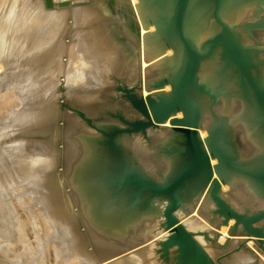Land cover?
Listing matches in <instances>:
<instances>
[{
  "label": "rangeland",
  "instance_id": "1",
  "mask_svg": "<svg viewBox=\"0 0 264 264\" xmlns=\"http://www.w3.org/2000/svg\"><path fill=\"white\" fill-rule=\"evenodd\" d=\"M91 2L92 3L87 6L93 7V12L92 10L91 12L93 14L95 12L94 16H96V18L93 15L92 17L90 15L92 13L88 11L86 17H80L81 15L79 16L78 13H76L75 15H69V13H67L66 15L64 14L65 17L62 19L61 17H63V13H61L62 16L61 14H59L56 19L52 18L48 20V11H50L54 7L46 8L44 6L43 0H0V100L2 101L6 98L5 100H3L4 103H2L3 101L0 102V192L2 196H5L2 197L0 195L2 198H5L2 199L0 197V214L2 216L4 215L3 217L0 215V218L2 219L0 220V227L6 229V234H4L5 232L0 228V235L1 237H4L0 239V244H6L5 237L9 236V233L7 232L11 231L9 226H12L13 224H20L24 227V234L26 239L25 246L21 245L23 244V241L21 242L20 240H18L19 238H14L13 246L6 245L8 249V258H11L12 260L15 258L18 261L17 264H41V262H43V264H67L69 262L70 264H90L96 261H90V258H92L89 257L90 254H101L100 251L106 252L104 254H107V256H109L107 257L102 255V258L107 257V259L105 258V260H103L104 262L110 261V259L113 258L112 254L122 248L120 247L116 249V251H112L113 253L109 252V248L105 247H111V245H113V242H117L116 245H119V238L116 237V240L111 236V234H108L106 231H99V228L94 222V218L92 219V217H89V219H86L87 217L85 216L82 209V199L84 197L80 194V192H78L80 187H75V185L72 184V181H75L76 177L75 176L73 179L72 174L76 173L77 176L79 175V172L80 176L82 174V170L77 164L80 159V155L75 152L76 145L73 136H76L77 134H81L80 137L85 134L90 135L92 141H95L96 143L95 152L98 153L100 145L103 146L107 151L113 152L116 147L111 148L107 145L110 138L109 133L113 131V129L116 128L117 125H124V123L121 122L118 114L122 113L129 120H133L134 118L139 117V114L135 112V110H133L127 99L124 98L121 94L119 86H123L124 84H126V86H130L138 80L143 83L147 80V77L144 73H141L140 76L138 72L135 79L128 78V76H124L121 74L120 76H117L116 74V61H123L124 66H126L127 64H131L135 61V58L137 56V48H139V44L137 47V41L135 40L137 28L135 27L133 19L127 17L125 13L119 12V9H122L123 6V9H125V5L122 0H91ZM262 4V6L264 7V2ZM70 5L81 7V5L70 3L68 6L59 8L69 9ZM39 6H41L40 10ZM84 7L86 6L84 5ZM257 10L261 12V15L259 14L252 19H247V21L245 22V27L247 26L246 30L249 31L251 43L254 42V45L248 43V45H250L249 47H251L254 51L252 54V59L255 64L254 72L262 81H264V71L262 70L264 68V40H260V34L256 32V30L258 31L259 28H264V9L259 5L257 6ZM226 13L228 12H225V16ZM201 14L199 13L198 23L202 19L204 20V22L207 20L205 16ZM80 18H82L84 21ZM86 18L87 20H85ZM88 18L90 20H88ZM208 19L214 22L211 18ZM77 20H81L80 22L78 21L79 24L77 23ZM95 22L98 23L99 26H102L101 35L98 34L99 39H97V37H93L94 35L92 36V34L89 35L90 33L86 35V32L88 33L89 31V27H93V24ZM53 23H58L57 25L60 26V32L62 34L61 36L56 35L55 37H53L54 34L52 36V33L45 32L46 27H49V24L51 25ZM140 24L142 27V34L149 29H154L153 25L146 29L143 28L142 23ZM214 24V28H212V30L210 31L208 30V32H206V30H202V27L198 29L199 31L196 30L197 33L202 30L203 32H201H206V34L204 33L203 35H201L202 33L200 32L198 35L195 32L193 34L194 40L196 42H200L204 38V36L208 35V33L217 28L215 22ZM83 32L85 35V37L83 38L84 41H82L81 37L79 38L80 35H83ZM235 32L236 36L239 38V31L236 29ZM71 34L73 35V39H75L77 42L73 44H67L66 40L68 41ZM61 38H63L62 41H64L62 42L63 46L60 43ZM89 43L93 45L91 46L89 45ZM83 44H85L84 47ZM39 46H42V49L38 51L37 48ZM61 46L64 48H62ZM81 47L83 48L81 49ZM101 48L104 49L102 50ZM116 52L118 54H116ZM217 53H219V51H217L216 54ZM117 55L119 56L120 60H118ZM82 56H85L87 58H83ZM141 57L143 59V56ZM91 59L96 62V64H98V70H103L100 65L102 67L106 66L102 72L104 73V75L106 74L110 76V80L112 79L111 83L109 84L110 90L105 91L108 97V102L107 104L103 103L104 107H101L98 110L94 111L91 109L87 110L86 107H84V103L87 102L82 101L89 100L90 98H71V96L68 97L67 95L66 100H64L63 98H61L60 92H55L56 96L54 95L53 97H49L53 95V90L50 91L49 86L59 82L58 79H61V77L63 76L62 74H66L67 70H70L72 68L82 67L87 70L85 66L86 64L84 63L86 62V60L92 61ZM219 59L220 57L217 56L216 58L210 59L207 63H205V65H203L201 67V70L199 71V77L200 79L206 80L207 82L213 83L214 85H218L219 83L222 84L220 82L222 81L229 87L227 77L224 80H220V66L222 62H220ZM108 65H111L109 69L107 68L109 67ZM90 67L93 70L92 73L95 74V71L97 69H94L93 66ZM260 67H262V69H260ZM161 69L158 70L154 74V76H152L153 79H155V77L161 73ZM102 72L101 75L103 74ZM42 76H47V80H41ZM36 80L41 84L38 89L42 91V93H37L36 85L38 83ZM62 84L68 85L67 82ZM235 86L237 87V91L239 94L238 96L243 101L242 106L248 117L247 120H249L254 126V129H251L252 133L256 132L255 134H257L258 137H264V133H262V130L258 127L257 122L253 121V115H251L248 111L246 100L239 91L240 87L238 85ZM34 87H36V89L34 91V94H32L31 90ZM89 88L91 89L94 87L92 86ZM169 89V85H166L165 90ZM147 93V90L144 89L143 94ZM224 95L225 94L221 96L219 103L213 106V109H210L209 106H203V119L206 125H210V120L212 117L211 114L209 115V113L211 112L208 110V108L212 112L219 114L220 112L216 110V107L218 105L222 106L225 103H223V101L227 100L226 98L228 97ZM205 101L210 104V99L205 98ZM206 108L209 112L206 111ZM221 114L224 115V113ZM225 116L227 119H229L226 113ZM228 121L230 124V120ZM166 124H168V122ZM203 130V136H205L206 130L201 129V131ZM154 132L155 131L150 133V137L148 140L145 139L142 134H134L131 136L121 134L118 135L117 142L122 143L123 141L124 146L126 147L129 155L125 158L127 164H132V162H134L143 172H146L158 179L160 176L159 172H168L164 168L157 166L158 164H156L157 162H155V160H157L158 154L159 156L164 155L159 153V147L161 146L163 150V148L171 145L169 144V142L173 143V135L169 133L168 136L164 135L163 138H161L160 136L152 137V134ZM234 133L235 135L237 134L238 144L242 150V154H247L248 151H246L247 149L244 147L243 141L245 136L244 133L238 130H235ZM47 143L48 145L50 144L51 147L55 150L57 161L49 166L44 167L43 164H40L35 167L34 165H30L31 167H26L24 170H21L20 168L25 167V164L23 165L22 163L27 162L25 157L23 156V153L31 156V153L35 154L36 151L41 150V148L45 149ZM135 143H137V145L142 144V147L138 146L139 148L137 147L136 149ZM258 145H255V147L257 146V149L255 147L252 148L255 152L262 148L264 142L260 144V149H258L260 147ZM16 147L18 148V150H20L18 153H15V151H18ZM253 150H249V152L253 153ZM163 151L165 152V150ZM150 153H153L152 158L148 157V154ZM170 153L171 152H167L166 155L168 156L161 157H163L164 160H170ZM17 154L18 156L20 155L19 157L21 159L16 156ZM96 163L97 161H95L92 166L93 170L98 167L99 162L97 164ZM13 164H16V167ZM114 164L116 165V162ZM171 165L168 167V169L171 167ZM113 169H111V171H113ZM38 171H41L42 174L39 173L38 175ZM76 181H78V179ZM89 184L90 181L88 176V186L90 188ZM78 185H80L79 182ZM94 189V187L93 189L90 188V191ZM228 189L229 187L224 184L222 190L226 191ZM18 197L22 199L20 200ZM231 198L234 203L240 201V198H238L237 196L235 198L231 195ZM17 202L20 204H18ZM35 202L38 203L36 204ZM202 202H205L207 206L212 208L211 204H209V202L206 201L205 198L202 199L200 203L196 205L192 210L193 212L190 213L191 216L195 215V220L199 221V223L203 225V230H207L208 234L216 240L215 243L217 244H215L214 247L212 245V241H210L211 239H208V241L203 235H198L200 241H202L208 251L214 257L225 254L221 259L223 264H240L239 262L229 261V256L232 257L238 252L249 253L248 261L245 264H264L260 259L262 258V256H264V254L259 250H256L257 242L254 239H252V245L246 244L245 247L243 246L240 248H237L240 242L236 240L237 237H233L230 242L226 246H224V248L218 246V241L220 238L219 233H216L218 235L215 234V231H213V227L207 222L204 216L202 217V214L199 212L201 210L200 208L203 207L201 206ZM240 202L244 201L241 199ZM252 202H254L255 204H251L254 207H257L259 205L258 203H256L257 201ZM5 204L6 206H8L6 207ZM155 206L157 210L159 209V212L157 211L159 215H157V213L153 211V208L149 209L152 213L151 216H154L156 219V226H158L162 218L161 208L163 204L156 203ZM183 206H187L185 202ZM9 207L10 209H8ZM97 207H99L100 209V205ZM1 210L4 213H2ZM5 210H7V212L9 211V215ZM13 213H15V216H13ZM17 213H20L19 217H16ZM5 215L8 216L5 217ZM9 216L11 219L8 218ZM32 219L36 224H38L37 226L40 229L39 233L37 234L34 231L36 224L32 223ZM87 225L89 226V230ZM205 225L208 226L205 227ZM188 226L192 228L189 222ZM106 228L109 229L110 227ZM2 232H4L3 236ZM107 234L110 235V237ZM102 238L104 241L100 244ZM47 239L50 240L48 241ZM105 239L109 241L106 242ZM234 240L236 241V243ZM58 241L60 242V244L58 243ZM61 242L64 246L61 244ZM255 242L256 245L254 244ZM48 244L55 246L57 245V247L60 248V252H58L57 250L55 252V250L52 249L53 246L49 247ZM103 244H105L106 246L104 245V247H100ZM58 245H62L63 247H59ZM85 245L88 247H86ZM77 246H79V248H77ZM158 246L159 245L155 243L154 256L151 261L155 264H173V260L166 262L163 259L159 258L158 253L155 252ZM217 248H219L220 250ZM97 249L99 250V252ZM70 251H72V253ZM94 251L95 253H93ZM54 253H57L58 256ZM67 254L69 255V257H67ZM71 254L73 255L71 256ZM127 254L129 253L120 252L114 254L113 256L122 257ZM79 256L81 257V259H79ZM54 259H56V261ZM153 259L155 262L153 261ZM137 263L140 264L141 262L137 261Z\"/></svg>",
  "mask_w": 264,
  "mask_h": 264
},
{
  "label": "water",
  "instance_id": "2",
  "mask_svg": "<svg viewBox=\"0 0 264 264\" xmlns=\"http://www.w3.org/2000/svg\"><path fill=\"white\" fill-rule=\"evenodd\" d=\"M202 1H209V5L199 12L206 19L211 18L217 28L196 42L193 34L200 27L203 28L204 23L203 19L198 23V8ZM232 1L147 0L146 5L154 9L145 16L142 14L138 20L130 1L122 0L137 28V47L140 23L146 29L154 26L146 37L160 35L163 39L159 49L150 55L151 59L163 55L156 60V66L160 65L162 71L154 81L141 83L138 80L130 86H119L121 94L139 117L129 120L122 113L118 114L124 125H117L109 133L107 144L111 148L116 147V170L106 176L103 183L112 193L125 195V202L130 209L152 206L155 210L156 203H162L163 206L158 227L117 253H129L149 241H155L159 245L156 249L159 258L166 262L223 264L221 259L225 254L214 257L197 237L204 235L209 238L208 231H194L183 220L200 203L202 196L213 204L210 210L212 215L202 216L213 227L215 234L220 233L223 225L228 226L230 239L242 237L237 248L245 247L248 240L254 239L257 241V250L264 253V148L242 154L237 134L233 133L224 115L213 113L210 125H206L203 119L205 98L210 99V109H213L228 90L222 81V84L214 85L199 77L201 67L219 56L222 62L220 80L229 77L228 71L233 72L240 93L253 108V120L264 132V81L254 72L253 49L240 43L235 29L227 21L225 12ZM43 2L46 8L73 3H54L53 0ZM141 2L144 3L143 0ZM74 3L88 5L91 0ZM168 49L172 50L169 56L165 55ZM217 51L219 53L216 54ZM167 84L170 85L169 90L164 89ZM144 89L148 92L145 95ZM179 111L180 116L177 115ZM167 122L169 124L165 125ZM204 128L207 135L201 138L199 131ZM158 129L168 130L174 136L175 142L163 150L178 155L180 161L172 173H160L157 179L143 172L134 162L127 164L125 158L129 156L128 152L122 143L117 142V138L121 134H142L148 140L151 131ZM161 150L160 153L163 152ZM214 158L216 162L212 163ZM236 178L243 179L249 188V196L261 202L257 207L247 202L234 203L230 191L234 188ZM194 184H198V190L191 206H183ZM224 184L229 187L226 191L222 190ZM231 219L234 222L229 224ZM215 241L212 238L214 247Z\"/></svg>",
  "mask_w": 264,
  "mask_h": 264
},
{
  "label": "bare ground",
  "instance_id": "3",
  "mask_svg": "<svg viewBox=\"0 0 264 264\" xmlns=\"http://www.w3.org/2000/svg\"><path fill=\"white\" fill-rule=\"evenodd\" d=\"M80 1H83V0H80ZM130 1V4L131 6L135 9L136 11V15H138V20L140 19L141 15L143 14V16H145L146 14L150 13V11L152 9H154L153 7H149V5L147 4L146 5V2L147 0H143V2H139V0H129ZM232 1L228 4L229 8H228V13H226V17L228 19V22L230 23V25L234 28L235 27V30L237 29L239 31V41L242 45H244L245 47H249L250 45L249 44H253L254 45V42L251 43L250 41V36H249V31L246 30L247 26L245 27V22L247 21V19H252L254 18L256 15H259L261 12L259 10H257V6H261V8L264 9V7L262 6L264 0H260V3L258 4L259 0H238V1ZM79 2V1H78ZM74 3V2H73ZM92 3V2H91ZM207 4L209 5V1H202L201 5L199 6L198 8V12L200 9H202L203 7H206ZM257 4V5H256ZM89 5V4H88ZM86 7H84V5L81 7L79 6H75V5H70L69 9H63V8H59V7H55L52 8L50 11H48V20L52 19V18H55L63 13V17H61L62 19L65 17L64 14L66 15L67 13L70 14H76L78 13V15L80 17L84 16L86 17L88 11L90 13L93 12V7L92 6H87L85 5ZM92 7V8H91ZM51 8V7H50ZM41 9V6H39V10ZM92 10V12H91ZM261 10V9H260ZM127 11V9L125 10ZM201 14V12H199ZM95 14V12H94ZM94 14H90L91 16ZM71 15V16H72ZM261 15V14H260ZM62 16V14H61ZM77 16V15H76ZM90 16V17H91ZM92 16V17H93ZM130 16V15H129ZM75 17V16H74ZM74 17H73V20H74ZM96 18V16H94ZM60 19V17H59ZM82 19V18H80ZM92 19V18H91ZM94 19V18H93ZM72 20V19H71ZM83 20V19H82ZM87 20V18L85 19ZM88 20H90L88 18ZM78 21L80 22L81 20H77V23ZM84 21V20H83ZM61 22V20H60ZM94 22V21H93ZM74 23V22H73ZM58 23H53V24H49V27H46V33H52V36L54 34L53 37H55L56 35H62L60 30V26L57 25ZM75 24V23H74ZM79 24V23H78ZM82 25V24H81ZM87 25V24H86ZM214 22H212L211 20L207 19L204 23H203V28L202 30H206V32H208V30H212V28H214ZM59 26V27H58ZM90 26V25H89ZM102 26H99L98 23H94L93 24V27H89V31L88 33L86 32V35L89 34L93 37H97L99 35H101V28ZM79 28V27H78ZM77 28V29H78ZM143 28H145V26L143 25ZM81 29V28H80ZM84 29V28H83ZM128 29V28H127ZM45 30V29H43ZM86 30V29H85ZM200 30V32L202 31ZM39 31V30H38ZM79 31V30H78ZM77 31V32H78ZM148 31H151L150 29L147 30L146 32H144L143 34L141 33L142 32V27H141V24H140V33H139V48H137V56L135 58V61L132 62L131 64H127L126 66H124V62L123 61H116V74L117 76L120 74L121 75H124V76H128V78H131V79H135L137 76V72L138 74L141 76V73H144L147 77V80L146 81H154L156 80L160 74H158L155 79H153L152 76H154V74L160 70V65H157L156 66V63L159 58H161L163 55L159 56V57H156L154 59H151L150 58V55L155 53L159 47L163 44V39L161 38L160 35H156V36H148L146 37L147 35V32ZM199 31V30H198ZM76 32V31H75ZM199 32V33H200ZM203 32V31H202ZM201 32V33H202ZM206 32H204L206 34ZM256 32H258V34H260V40H264V28L263 29H258V31L256 30ZM204 33H202L201 35H203ZM83 35H80L79 38L81 37L82 41L83 38L85 37L84 35V32L82 33ZM99 34V35H98ZM92 37V38H93ZM91 38V36H90ZM88 39V38H87ZM63 38H61V45L63 44L62 41ZM89 40V39H88ZM94 40V39H93ZM252 40V39H251ZM259 40V39H258ZM102 41V40H101ZM67 44H73V43H76L77 41L75 39H73V35L71 34L69 36V39L68 41L66 40ZM79 42V40H78ZM86 43V42H85ZM94 43V42H93ZM263 44V43H262ZM85 44H83V47H84ZM89 45H91V43H89ZM93 45V44H92ZM91 45V46H92ZM63 46V45H62ZM61 46V47H62ZM66 46V45H64ZM81 47V49L83 48ZM87 47V46H86ZM64 48V47H62ZM80 48V47H79ZM251 48V47H250ZM40 49H42V46H39L37 48V50L39 51ZM91 49V48H90ZM94 49V48H93ZM102 49V48H101ZM104 49V48H103ZM102 49V50H103ZM86 50V49H85ZM74 51V50H73ZM97 51V50H96ZM85 52V51H84ZM96 53V52H95ZM172 53V50L171 49H168L166 50V53L165 55H170ZM84 54V53H83ZM87 54V53H86ZM97 54V53H96ZM95 54V55H96ZM101 54V53H100ZM110 54V53H109ZM108 54V55H109ZM116 54H118L116 52ZM18 55V54H17ZM16 55V56H17ZM111 55V54H110ZM98 56V55H97ZM118 56V55H117ZM140 56V57H139ZM143 56V59L142 57ZM18 57V56H17ZM15 57V58H17ZM83 57V56H82ZM85 57V56H84ZM83 57V58H84ZM261 57V56H259ZM87 58V57H85ZM91 58V57H90ZM93 58V57H92ZM118 60L119 59V56L117 57ZM116 58V60H117ZM92 60V59H91ZM145 62V63H144ZM214 62V61H213ZM219 62V61H218ZM217 62V63H218ZM86 64V69L85 70L84 68L80 67V68H72L70 70H67L66 74H62L63 76L61 77V79L59 78L57 83H54L52 85L49 86V89L50 91L53 90L52 92V96H49V97H53L54 95L56 96L55 92H60L61 93V98H63L64 100H66V96L68 95L74 98H79V99H89V100H83L82 102H87V103H84V107H86L87 110L91 109V110H98L99 108L101 107H104L103 106V103L107 104V95L105 93V91L107 90H110V86L109 84L111 83L112 79L110 80V76L108 75H104V73L102 72L104 70V68L106 67H102L100 65L102 69L98 70L99 69V66L98 64H96V62H94L93 60L92 61H89V60H86V62L84 63ZM105 64V63H104ZM71 65V64H70ZM139 67H138V66ZM260 65V64H259ZM90 66H93L94 69H97L95 71V74L92 73V69ZM109 67H107L108 69L110 68L111 65H108ZM210 67V66H209ZM62 69V68H61ZM260 69H262V67H260ZM140 70V71H138ZM232 70V69H231ZM264 71V68L262 69ZM261 70V71H262ZM64 71V69H63ZM109 71V70H107ZM111 71V70H110ZM101 72L103 73L101 75ZM58 73V72H57ZM107 73V72H106ZM123 73V74H122ZM228 75L229 77L227 78V82H228V85L229 87L227 88L228 90L226 91L225 95L224 96H227L228 98H226L227 100H224L223 101V105L220 106L218 105L216 107V110L219 111L221 113H224V116H225V113L227 114V117L229 118L228 120H230V124L229 126H231L232 128V131L234 133L235 130H238V131H241L242 133H244V147L247 149L246 151H248V153L250 154L249 150L252 151L253 147H255V145L259 144L258 146H260L261 143L264 142V137L261 136V137H258L257 134H255L256 132H253L252 133V130L254 129V126L253 124L247 120V115L244 111V108H243V101L242 99H240V97L238 96V91H237V87L235 86L236 83H235V75L233 74L232 71H228ZM104 75V76H103ZM110 75V74H109ZM103 76V77H102ZM106 76V77H105ZM40 78V77H39ZM41 80H47V76L41 78ZM37 81V80H36ZM39 81V79H38ZM37 81V83H38ZM145 81V82H146ZM68 85H65V84H62V83H66ZM235 84V85H234ZM100 85V86H99ZM169 85V84H167ZM41 86L40 83H38L36 85L37 87V93H42V91H40L38 89V87ZM94 87V88H89V87ZM36 87L32 88V94H34V91L36 89ZM98 87V88H97ZM166 87V86H165ZM170 87V85H169ZM165 89V88H164ZM57 90V91H56ZM146 90V89H145ZM5 92V90H4ZM229 92V93H228ZM3 94V93H2ZM58 94V93H57ZM1 95V94H0ZM145 95V94H143ZM2 97V96H1ZM4 97V95H3ZM11 98V97H10ZM1 99V98H0ZM6 99V98H5ZM3 99V100H5ZM2 100V101H3ZM10 100V99H9ZM52 100V98H51ZM0 100V102H2ZM50 101V100H49ZM4 103V101L2 102ZM6 103V102H5ZM8 103V102H7ZM66 103V102H65ZM204 104L205 106H209L210 107V104L207 103V101H204ZM246 105L248 107V111L251 115H254V111H253V108L249 106V104L246 102ZM208 108V107H207ZM206 108V111L207 112H211L209 113V115L211 114V116L213 115L214 112H212L209 108L207 110ZM242 108V109H241ZM215 110V111H216ZM178 116L181 115V112L179 111L177 113ZM226 117V116H225ZM252 119V118H251ZM254 121V120H253ZM229 123V121H228ZM169 124V123H168ZM168 124H165V125H168ZM210 124H211V120H210ZM257 127V126H256ZM217 128V127H216ZM205 129V128H204ZM252 129V130H251ZM206 130V129H205ZM155 131L153 134H152V137H156V136H160L161 138H163V136H168L169 135V131L168 130H165V129H158V130H152L151 132ZM255 131V130H254ZM201 134V138H205L206 135H207V131H206V135H204V130L199 131ZM262 133H264L262 131ZM235 134V133H234ZM81 134H77L76 136H73L74 138V142H75V152L77 154L80 155V159L78 161V165L80 166L81 168V176H80V172H79V177H80V181H79V177L76 175V173H73L72 176H73V179L75 177V181H72V184L75 185V187H80V189L78 190V192H80V194L84 197H82V209H83V212L85 214V216L87 217L86 219H89V217H92V219L94 218L95 219V223L97 225V227L99 228V231L103 230L104 232L106 231L108 234H111L112 237H114L116 240L118 237L119 238V245H116L117 242H113V245H111V247L107 246L108 247H105V248H109V252H112V251H116V249L120 248L117 252H119L120 250H122L123 248H125L126 246L130 245L131 243H134L135 241L145 237L146 235H148L150 232H152L154 229H156L158 226H156V223H155V217L154 216H151V212H150V209L149 208H153L152 206H145V207H137V208H134V209H130L126 202H125V195L123 194H120V195H116V193H112L108 187H106V185L103 183V181L105 180L106 176L108 175H112V171L111 169L113 170H116V165L114 164L116 162V150L112 152H109L107 151L103 146L100 145L99 149H98V153L95 152V149H96V143L95 141H92V139L90 138V135H82V137H80ZM80 137V139H79ZM170 137V136H169ZM72 139V138H71ZM174 136L172 137V140L173 142H175L174 140ZM73 141V140H71ZM132 143H133V140H132ZM122 144L124 145L123 141H122ZM168 144V143H167ZM169 144H172V142H169ZM150 145V144H148ZM99 146V145H98ZM142 147V144H139L137 145V143H135V148L137 149V147ZM19 147V146H18ZM138 147V148H139ZM257 147V146H256ZM255 147V148H256ZM264 147V145H262V148ZM17 148V147H16ZM161 148V146L159 147ZM261 146L258 148L260 149ZM20 149V148H19ZM164 149V148H163ZM257 149V148H256ZM255 149V150H256ZM18 150V148H17ZM20 150L18 151H15V153H18ZM254 151V150H253ZM255 152V151H254ZM158 153V152H157ZM160 153V152H159ZM247 153V152H246ZM252 153V152H251ZM153 153H150L148 154V157L149 158H152ZM161 154H164V155H160L158 154V157H157V160H155V162H157L156 164H158L157 166L161 167V168H164L165 170H167L168 172H159V173H162L164 175L166 174H170L173 172V170L175 169L176 165L178 164V162L180 161L179 159V156L178 155H175V154H172L170 153L169 155V158L170 160H164L163 157L161 156H168L166 155V153L163 151L161 152ZM31 156L29 155H26L25 153H23V156L25 157L26 161L28 162H25V163H22L23 165L25 164V167L23 168H20L21 170L25 169L26 167H31V166H35L37 167L38 165L40 164H43V166H49L51 165L52 163H54L55 161H57V155H56V152L55 150L51 147V145L47 143V145L45 146V149L44 148H41V150H38L36 151L35 154H30ZM78 155V156H79ZM147 155V154H146ZM17 157L18 154L16 155ZM20 158V157H19ZM18 158V159H19ZM79 158V157H78ZM156 158V157H155ZM21 159V158H20ZM95 161H97L98 163V167H96L95 170H93L92 166L93 164L95 163ZM150 161V160H149ZM21 162V161H20ZM216 162V159H212V163H215ZM10 163V162H9ZM96 163V164H97ZM172 163V165H171ZM18 164V163H17ZM15 165L16 167V164H13ZM22 165V166H23ZM31 165V166H30ZM171 165V167L168 169V167ZM8 166V165H7ZM42 166V167H43ZM42 169V168H41ZM17 170V169H16ZM40 170V169H39ZM6 171V170H5ZM18 171V170H17ZM48 171V170H47ZM11 172V171H10ZM49 172V171H48ZM114 172V171H113ZM42 174L41 171H38L37 174L39 175ZM78 174V173H77ZM37 175V176H38ZM41 176V175H40ZM88 176H89V181H90V188L93 189V187L95 188L94 190L90 191V188L88 186ZM39 177V176H38ZM78 177V178H77ZM22 179V178H21ZM38 179V178H37ZM78 179V181H76ZM237 180L234 182L235 185H234V188L232 189L231 194L233 197L236 198V196L238 198H240V201L241 199L244 201V202H247L248 204H254V202L252 201H257L256 203L260 204L261 202L256 199V197H250L249 196V191L247 188V186L245 185V182L243 179H238L236 178ZM91 180H92V183H91ZM243 181V182H242ZM21 182V181H20ZM78 182L80 185H78ZM77 183V184H76ZM4 184V183H3ZM93 185V187H92ZM105 185V186H104ZM227 185V184H226ZM228 186V185H227ZM198 188V184L197 185H191L190 187V192L188 193V198L186 196V200H185V204L189 207L191 206V201L192 199L194 198V195L197 193V189ZM222 188H223V185H222ZM224 191V190H223ZM0 195H1V192H0ZM77 195V193H76ZM79 195V194H78ZM103 195H104V200H103ZM2 196V195H1ZM0 196V197H1ZM2 197H5V196H2ZM1 197V198H2ZM8 198V197H7ZM6 198V199H7ZM19 198V197H18ZM24 198V197H23ZM202 199H205L203 196L201 197ZM2 199H5V198H2ZM10 199V198H9ZM20 199V198H19ZM22 199V198H21ZM20 199V200H21ZM188 199V200H187ZM201 199V200H202ZM3 201V200H2ZM9 201V200H8ZM207 201V200H206ZM237 201V200H236ZM238 201V202H240ZM1 202V201H0ZM19 202V201H18ZM17 202V203H18ZM209 202V201H208ZM6 203V202H5ZM10 203V202H8ZM36 204L38 202H35ZM81 203V202H80ZM12 204V203H11ZM20 204V203H18ZM209 204H211L212 208H213V204L211 202H209ZM2 205V204H1ZM4 205V204H3ZM41 205V204H40ZM100 205V209L99 206ZM255 205V204H254ZM6 206V204H5ZM8 206V205H7ZM6 206V207H7ZM10 206V205H9ZM37 206V205H36ZM186 206V207H187ZM201 207L198 211L202 214V215H206V216H211V208L209 206H207V204H205V202H202L201 204ZM195 208V207H194ZM209 208V209H208ZM1 209V208H0ZM3 209V208H2ZM10 209V207L8 208ZM12 209V208H11ZM116 209V210H115ZM149 209V210H148ZM4 210V209H3ZM2 211V210H1ZM7 212V210H5ZM38 211V210H37ZM153 211L155 213H157V215H159V209L157 210H154ZM158 211V212H157ZM9 212V211H8ZM7 212V214H8ZM82 212V210H81ZM193 212V211H192ZM1 213V212H0ZM2 213H4L2 211ZM36 213V212H35ZM15 216V213H13ZM20 214V213H19ZM19 214L17 213L16 217L18 216L19 217ZM196 214V213H195ZM208 214V215H207ZM1 215V214H0ZM9 215V214H8ZM8 215H5L8 216ZM46 215V214H45ZM44 215V216H45ZM2 216V215H1ZM4 216V215H3ZM2 216V217H3ZM12 216V217H13ZM194 216V217H192ZM191 214L187 217H185L183 220L184 222H186L187 226H188V222L190 223V226L192 228H189L194 230V231H202L203 230V225L201 223H199V221H196L195 220V215H192ZM203 217V216H202ZM10 218V216L8 217ZM193 218V219H192ZM7 219V218H6ZM11 219V218H10ZM49 219V218H48ZM198 219V218H197ZM0 220H2L0 218ZM8 220V219H7ZM202 220V219H201ZM9 222V221H8ZM161 222V221H160ZM159 222V224H160ZM234 222L233 219L230 220V223L229 224H232ZM32 223L33 224H36L35 221L32 219ZM8 224V223H7ZM94 224V223H93ZM207 224V223H206ZM38 224L35 225V233H39V228L37 226ZM1 226V224H0ZM88 226V225H87ZM208 226V225H207ZM205 225V227H207ZM10 229H11V233L10 232H7L9 233L6 238V244L2 243L0 244V264H17L18 261L15 259H9L8 258V249H7V246H13V243H14V238H19L18 240H20L23 244L21 245H24L25 246V242H26V239H25V234H24V227L22 225H18V224H13L12 226H9ZM96 227V228H97ZM106 227H110V231L109 229H107ZM1 229H3V227H0ZM91 229V228H90ZM107 229V230H105ZM196 229H199V230H196ZM6 229H3L2 231L5 232ZM88 230H89V226H88ZM93 230V229H92ZM113 232H112V231ZM9 231V229H8ZM2 232V236L4 234H6V232L4 233ZM91 232V231H90ZM115 232V233H114ZM4 233V234H3ZM22 233V234H21ZM94 233V232H93ZM103 233V232H102ZM1 234V233H0ZM11 234V235H10ZM96 234V233H95ZM107 234V235H108ZM115 234V236H114ZM164 233H162L161 235H163ZM213 234V233H212ZM98 235V234H97ZM96 235V236H97ZM35 236V235H34ZM60 236V235H59ZM110 237V235H108ZM202 236V235H201ZM204 236V235H203ZM211 237V235H209ZM44 237V236H43ZM108 237V238H109ZM198 237V236H197ZM205 238V239H211L210 241H212V238ZM219 241H218V246L220 247H223L226 246L229 242H230V234L228 232V226H225L223 225L220 229V233H219ZM1 238H4V237H1L0 235V239ZM41 238V236H40ZM58 238V237H57ZM99 238V236H98ZM218 238V236H217ZM235 238V237H234ZM238 238V239H237ZM236 240H238V242L242 239V237H237ZM198 239L200 240V238L198 237ZM4 240V239H3ZM48 241L50 239H47ZM53 240V239H52ZM100 240V239H99ZM106 240V239H105ZM47 241V242H48ZM96 241V240H95ZM103 238L102 240L100 241V244L101 242H103ZM109 240H106V242H108ZM114 241V240H113ZM209 241V240H208ZM235 241V240H234ZM256 241V240H255ZM1 242V240H0ZM4 242V241H3ZM20 242V243H21ZM41 242V241H40ZM44 242V240H43ZM202 242V241H201ZM257 242V241H256ZM256 242L254 243L256 245ZM56 243V242H55ZM58 243L60 244V242L58 241ZM57 243V244H58ZM155 241H149L133 250H130L129 254L127 255H124L122 257H118V256H113L114 254H117V252L113 253L112 254V257L110 259V261H104L105 258L107 259V254L105 255L104 253L106 252H101V254H90L89 257H92L90 258V261H94L90 264H138V262H141L140 264H155L153 263L151 260L154 256V246H155ZM236 243V241H235ZM251 243V244H250ZM252 239L251 240H248V242H246V244L248 245H252ZM41 244V243H40ZM44 244V243H42ZM62 244V242H61ZM99 244V243H98ZM158 244V243H157ZM217 244V243H216ZM46 245V244H45ZM63 245V244H62ZM60 246L58 245L59 247H63V246ZM105 244H103L102 246L100 247H104ZM109 245H110V242H109ZM211 245V243H210ZM254 245V246H255ZM49 247H52V249L60 252V248L57 247V245H49ZM84 246V244H83ZM86 246V245H85ZM106 246V245H105ZM230 246V245H229ZM227 246V247H229ZM233 246V244H232ZM253 246V247H254ZM257 246V245H256ZM20 247V246H19ZM48 247V248H49ZM88 247V246H86ZM213 247V246H212ZM47 248V247H46ZM77 248H79V246H77ZM51 249V248H50ZM82 249V247H81ZM101 249V248H100ZM216 249V248H215ZM78 250V249H77ZM84 250H87V249H84ZM96 250V249H95ZM98 250V249H97ZM220 250V249H219ZM257 250V249H256ZM74 251V250H72ZM72 251H70L72 253ZM82 251V250H81ZM57 252V253H58ZM79 252V251H78ZM83 252V251H82ZM97 252V251H96ZM99 252V250H98ZM107 252V253H109ZM157 252V251H155ZM222 252V251H221ZM237 252V251H236ZM16 253V252H15ZM38 253V252H37ZM40 253V252H39ZM57 253H54L57 255ZM80 253V252H79ZM85 253V252H84ZM92 253V251H91ZM95 253V251L93 252ZM103 253V254H102ZM219 253V252H217ZM251 253V252H250ZM41 254V253H40ZM83 254V253H82ZM86 254V253H85ZM249 253L248 252H245V253H242V252H238L236 253L235 255H233L232 257L229 256V261H234V262H239L240 264H245L247 263L248 261V258H249ZM261 254V253H260ZM264 254V253H263ZM68 255V254H67ZM73 254H71L72 256ZM102 255L104 256H107V257H104L102 258ZM121 255V254H120ZM232 255V254H231ZM58 256V255H57ZM262 256V255H261ZM69 257V255L67 256ZM80 257V256H79ZM78 257V258H79ZM111 257V256H110ZM259 257V256H258ZM55 258V257H54ZM57 258V257H56ZM59 258V257H58ZM85 258V257H84ZM99 258H102V259H99ZM62 259V258H60ZM81 259V257L79 258ZM224 259V258H223ZM261 261L264 263V256H262V258H260ZM56 261V259H54ZM137 260V261H135ZM39 261V260H38ZM154 261V259H153ZM86 262V261H84ZM155 262V261H154ZM172 262V261H171ZM41 264H43V262H41ZM67 264H70L67 263ZM158 264V263H157ZM173 264H175L173 262Z\"/></svg>",
  "mask_w": 264,
  "mask_h": 264
},
{
  "label": "flooded vegetation",
  "instance_id": "4",
  "mask_svg": "<svg viewBox=\"0 0 264 264\" xmlns=\"http://www.w3.org/2000/svg\"><path fill=\"white\" fill-rule=\"evenodd\" d=\"M123 8H124V6H123ZM119 9V12L120 13H125L126 15H127V17H130L131 18V14L128 12V11H125V9H126V6H125V9ZM130 15V16H129Z\"/></svg>",
  "mask_w": 264,
  "mask_h": 264
},
{
  "label": "built area",
  "instance_id": "5",
  "mask_svg": "<svg viewBox=\"0 0 264 264\" xmlns=\"http://www.w3.org/2000/svg\"><path fill=\"white\" fill-rule=\"evenodd\" d=\"M54 3L61 2V1H69V2H78L80 0H53Z\"/></svg>",
  "mask_w": 264,
  "mask_h": 264
}]
</instances>
